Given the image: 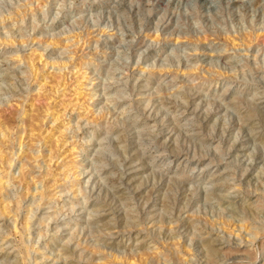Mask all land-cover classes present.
I'll return each instance as SVG.
<instances>
[{"label": "clouds", "instance_id": "1", "mask_svg": "<svg viewBox=\"0 0 264 264\" xmlns=\"http://www.w3.org/2000/svg\"><path fill=\"white\" fill-rule=\"evenodd\" d=\"M159 4L0 0L4 20L18 19L22 26L31 16L32 31L41 29L51 38L48 47L60 49L61 56L50 66L44 62L38 73L45 84L51 80L56 82L51 88L61 89L58 81L64 80L77 94L75 104L61 105L58 146L42 163H36L41 160L37 154L27 160L31 167L21 168L30 179L20 180L13 197L20 232L13 244L7 236L0 240V253L11 249L19 258L0 264H264V0H238L229 13L209 20L188 11L192 0H175L174 5L166 0L162 9ZM145 30L163 37L151 45L152 55L138 39ZM257 32L259 59L249 58V38L254 43ZM98 35L104 37L103 50L93 51L89 42ZM237 39L240 43L233 44ZM221 49L231 55L221 74L222 91L213 97L221 100L214 117L227 123L226 140L220 124L213 130L214 121L205 115L208 109L198 95L201 89L193 87L204 83L205 62L219 67ZM74 74L87 80L86 87L81 88L84 81L70 79ZM47 94L55 96L51 90ZM171 110L186 115L185 121L173 123ZM173 137L197 148L193 158L205 163L194 169L171 163L176 156ZM236 140L245 151L230 157L227 145ZM7 155H0V196L5 199L11 170ZM137 169L158 185L151 202L127 180ZM161 179L168 181L167 189ZM24 183L35 185V193L25 195ZM178 188L187 193L191 212L175 202ZM161 192H166L163 206ZM122 203H134L139 211L134 220L119 216L124 234L117 238L109 228ZM158 229H168L167 243ZM69 243L75 244L78 257L63 255ZM49 244L60 247L55 258L44 255Z\"/></svg>", "mask_w": 264, "mask_h": 264}, {"label": "rangeland", "instance_id": "2", "mask_svg": "<svg viewBox=\"0 0 264 264\" xmlns=\"http://www.w3.org/2000/svg\"><path fill=\"white\" fill-rule=\"evenodd\" d=\"M14 4L23 3L24 0H12ZM166 0H160L158 8L162 9ZM175 0H173V5ZM238 4V0H192V7L188 9L190 13L199 14L204 17L205 20H209L210 17L224 16L235 8ZM2 11V10H0ZM11 11V10H10ZM41 19L37 16V22ZM16 24L13 27V24ZM255 42L252 43L249 38L250 46L247 48L249 58L259 59L256 56L257 50L260 48L262 41L259 39V33H255ZM84 38L81 37V40ZM140 42L145 45H149V54L152 55L155 52V48L151 47L154 41L162 40L163 37L149 33L147 30L138 37ZM175 42V38H172ZM51 43V38H45L41 29L32 31L31 16L24 20L23 25L19 24V20H4L0 16V155L7 152V161L11 164V170L8 172L7 182L10 185L8 188L7 199L0 196V240H4L5 236L9 237L6 241L8 244H13L12 239L18 232H20L21 219L14 215L15 203H13V197L16 195L15 189L20 180L30 179L25 177L21 172L22 167H31L27 165V160H31L37 154L41 157V160H37L36 163H42L43 159H46L48 154L53 148H56L59 143L60 129L62 124L59 120L60 113L63 111L61 105L67 106L68 103H76L73 97L76 96V92L72 90V85L65 87V81H58L61 85V89L51 88L53 82H44V77L38 75L40 73L43 63L48 62L49 66L51 62L57 60L61 56L60 49H53L48 47ZM105 43L103 36H97L89 42V47L93 51L100 49L103 50ZM225 43H228L225 41ZM233 44H239L240 40L232 41ZM230 46V45H229ZM89 47L84 48L85 52L89 51ZM218 57L219 67L213 68L209 63L205 62L203 67L204 83L194 84V89H201L198 95L203 97V107L208 109L205 115L213 119V130L215 125L220 124V135L222 140L227 139L226 122L216 121L214 117V111L216 106L221 105V100L214 99V94L222 91L220 83L222 82L221 74L225 72V66L228 65L230 53L221 49ZM91 54V53H90ZM43 58V60L41 59ZM162 59L156 63L159 65L162 63ZM208 60L213 59L209 56ZM255 59L252 61L255 63ZM73 63H76L74 61ZM50 70V68H49ZM69 71L75 73V69L69 66ZM183 72V69L181 70ZM90 76L91 73L89 72ZM156 76L159 73L155 74ZM198 77L200 73L196 74ZM215 76V79H213ZM70 79L80 82L81 88L86 87L87 80L80 75L74 74ZM32 81H35L33 83ZM43 87V91H39L40 87ZM55 93V96L49 93ZM226 103V101H225ZM95 104V101H92ZM172 115L169 117L173 123H183L186 119V115L181 114L176 110H171ZM43 141V142H42ZM221 148L225 145L221 142ZM172 149L176 151V156L172 158L171 163L177 167L187 166L189 168H195L197 165H203L205 160L194 159L193 157L198 155L197 148H189L182 140L179 143L176 142V137H173ZM228 154L230 157H236L240 153L245 151V145L241 144L238 140L234 143L229 142L227 145ZM30 150V154H29ZM15 158V159H14ZM163 159V158H161ZM183 161V165H181ZM53 167H56L53 165ZM4 176V172L0 169V177ZM18 179H14L17 178ZM247 179V177H246ZM130 184L134 185L138 193H142L146 201L151 202L156 198L158 185L154 182L153 178H149L142 170L130 171L127 177ZM159 183L165 185V189L168 187V181L165 179L159 180ZM25 195L29 193H35L36 187L33 185L29 187L27 183L22 185ZM119 195V193H117ZM166 192L159 194L161 206L164 204ZM31 199V197H29ZM134 199V198H133ZM175 202L187 206L189 212L192 211L193 205L188 202V195L183 188L176 190ZM6 204L9 205L6 207ZM138 209L134 203H122V206L117 212L112 213V227L109 230H115L117 238L123 235V225L120 222L119 216H124L125 220H134L138 215ZM4 212V215L2 214ZM108 217L101 218L102 223H107ZM187 220H191V216H187ZM50 230L52 226H49ZM168 229L160 231L158 229V235L165 243H167L166 235ZM63 235V233H62ZM64 240H68V235H63ZM83 240V237H81ZM27 243V241H25ZM116 246V240H113V247ZM162 247V245H158ZM74 243H69L68 250L63 252V255H73L78 257L79 252L75 250ZM60 252L59 245L49 244L48 251L44 252L45 256H53ZM113 256H117L116 252L112 253ZM34 260H39L42 257L27 253ZM19 257L16 252H12L9 249L7 253H0V260L14 261ZM94 259H100L94 257ZM117 259L119 257L117 256ZM178 259V258H177ZM21 264L23 261L21 260ZM47 264H51L48 261ZM60 264H65L61 261ZM71 264V261L68 262Z\"/></svg>", "mask_w": 264, "mask_h": 264}, {"label": "bare ground", "instance_id": "3", "mask_svg": "<svg viewBox=\"0 0 264 264\" xmlns=\"http://www.w3.org/2000/svg\"><path fill=\"white\" fill-rule=\"evenodd\" d=\"M2 214L4 215V212Z\"/></svg>", "mask_w": 264, "mask_h": 264}]
</instances>
